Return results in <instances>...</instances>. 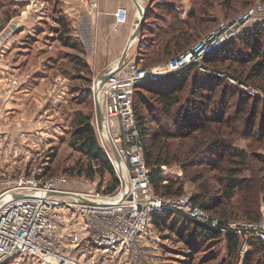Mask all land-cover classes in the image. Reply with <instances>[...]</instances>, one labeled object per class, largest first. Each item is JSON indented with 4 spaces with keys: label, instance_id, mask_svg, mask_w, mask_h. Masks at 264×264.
Segmentation results:
<instances>
[{
    "label": "rangeland",
    "instance_id": "1",
    "mask_svg": "<svg viewBox=\"0 0 264 264\" xmlns=\"http://www.w3.org/2000/svg\"><path fill=\"white\" fill-rule=\"evenodd\" d=\"M177 1L181 0L171 2ZM200 1L197 0L198 3ZM220 1L222 0H212L206 7L211 16L220 18L218 21L232 20L258 4L264 5L262 0H248L251 6L245 9L244 0H236L238 2L233 1L231 7L225 9L220 6ZM194 2L195 0H188V5L191 7ZM90 5L91 3L89 7ZM87 12L81 17L80 23V18L70 21L67 16L62 15V9L54 0H0V178H13L34 172L40 175V179L64 174L71 179H79L80 184L75 187L83 191L105 194L109 189L113 178L106 171L103 175L96 173L93 179L86 177L84 173L78 174V162L84 165L89 159L70 144L79 113L89 116V121L91 117L92 122L94 120L93 80L114 65L101 72L90 69L87 59L96 51L95 34L91 30L93 19L89 16L87 18ZM159 12L162 17L166 16V11ZM61 16L65 17L64 23L58 21ZM160 18L152 16L155 23L160 22ZM263 18L264 10L259 14V20L248 24L244 30L252 28ZM81 33L83 34L79 36ZM240 33L241 31L236 35ZM64 40L75 42L78 47L66 45ZM81 62L88 64V71L81 68ZM253 64V61L239 64L227 58L205 66L223 74L218 76L221 84L215 87L213 100L220 99L221 95L227 96L226 115H244L241 107L249 106L253 97H259L260 101L256 103L258 115L254 121V126L257 127L264 112V68L252 72ZM174 79L171 77L164 81L168 83ZM78 86L89 91L83 93ZM188 89L187 83L182 91L183 97L188 94ZM146 96L155 101L154 95ZM236 124V130L225 127V138L231 139L235 148L244 150L249 155L256 152L264 159V140L249 135L247 127L241 121ZM194 134L196 132L190 136L167 138L170 155L181 161L187 160ZM210 150L202 146V149L195 152L193 158L196 159L187 170L178 161L173 160L167 164V169L164 170L166 178L159 182L157 193L162 195V185L176 180L178 183L173 185L172 190L181 183V195L191 197L195 193H205L204 189L207 188V196L217 194L218 173L215 168L202 162ZM250 162L259 176L264 174V164L256 162L253 157ZM73 166L75 171L72 173ZM44 168L48 171L47 175H44ZM244 174H250V171L246 170ZM198 175L202 179L194 180ZM260 209L264 213L263 198L260 199ZM158 231L160 251L158 259L150 260V264H242L244 254L239 251L237 256H229L224 241L210 248L212 243L205 245L204 242H192L191 239L186 243L168 229ZM263 255V251L257 252L253 264H258L256 259Z\"/></svg>",
    "mask_w": 264,
    "mask_h": 264
},
{
    "label": "built area",
    "instance_id": "2",
    "mask_svg": "<svg viewBox=\"0 0 264 264\" xmlns=\"http://www.w3.org/2000/svg\"><path fill=\"white\" fill-rule=\"evenodd\" d=\"M90 7L87 18L93 19L96 2ZM263 10L264 5L258 4L232 20L218 21L159 68H143L127 51L124 63L110 67L105 81L100 83L95 78L94 91L102 119L98 122L94 117L93 124L117 175V187L105 194L83 191L75 187L80 184L79 179L64 174L40 179L34 172L0 178V264H150V260L158 259L160 251V232L152 217L161 211L219 229L222 234L242 235V255L248 249V239L264 246V217L259 221L220 224L217 217L194 204L190 196H162L156 192L133 106L134 89L145 80L193 64L202 72L222 76L205 66L203 58L258 21ZM114 16L116 23H123L128 9L120 6ZM160 169L164 172L167 167L160 165Z\"/></svg>",
    "mask_w": 264,
    "mask_h": 264
},
{
    "label": "trees",
    "instance_id": "3",
    "mask_svg": "<svg viewBox=\"0 0 264 264\" xmlns=\"http://www.w3.org/2000/svg\"><path fill=\"white\" fill-rule=\"evenodd\" d=\"M233 1L238 2L239 0H222L220 6L229 9ZM262 1L264 2V0ZM211 2L212 0H201L198 3L195 0L184 18L179 16L173 5H165L164 8L168 14L171 13L172 21L162 37L165 38L161 55L159 54L156 58L152 57L148 63L144 62L142 67L146 68L153 63L161 62L160 60L166 62L189 47L196 41V38L199 39L211 30L220 19L217 18L218 16H211L206 9ZM244 5L245 9H248L251 3L244 0ZM63 19L64 17L61 16L58 21L64 23ZM64 43L74 48L78 47L75 42L69 40H64ZM227 58L235 60L239 64L253 61L252 72L261 71L264 68V19L255 23L252 28L245 29L240 34L233 36L220 49L203 58L202 63L206 65ZM80 64L81 68L88 71L89 66L86 62ZM232 75L241 80L238 76ZM171 77L175 79L165 83L164 79ZM220 81L221 78L214 73L202 72L196 64H193L160 75L155 79L145 80L135 87L133 106L144 147V158L146 164L152 168L151 181L157 192L159 191V182L166 178L160 165H167L174 160L180 162L184 170H187L196 159L193 158L195 152L202 149V146L211 149L202 162L206 166L216 169L219 175H217L218 193L207 196L209 193L207 188L204 189L205 193L192 195L191 201L211 215L217 216L220 224L238 219L259 221L262 216L264 217V213L260 209V199H264V174L259 176L256 173L250 158L253 157L256 162L262 164H264V159L256 152L249 155L244 150L235 148L232 140L225 138V127L236 130V122L240 123L241 121L247 127L246 132L249 135L262 141L264 140V112L262 113L263 118L258 123L259 126L255 127L254 121L258 115L256 103L260 101L256 96L252 98L253 102L249 106L243 105L241 109L239 107L241 112H245L244 115H226L225 100L227 96L221 95L220 99L213 100L215 87L221 84ZM187 83L189 84L188 94L183 97L182 91L185 90ZM78 87L83 93L89 91L87 88L84 90L83 87ZM238 90L240 91V89ZM145 92L146 95H154L156 102L151 101ZM92 118L89 121V116L79 113L76 127L73 130V140L70 144L89 159L88 163L84 165L78 162L76 166L78 174L84 173L86 177L93 179L96 173L99 175H103L105 171L110 173L113 181L106 193H111L118 185V178L97 139ZM194 132L196 134L193 137L189 158L181 161L177 157H172L170 145L166 139L190 136ZM45 169L43 170L44 175H47L48 171ZM246 170L250 171V174H244ZM71 171L72 173L75 171V166ZM201 177L198 175L194 180ZM175 183L178 182L170 180L164 183L162 195H181L183 190L181 183L172 190ZM152 219L160 231L168 229L186 243L191 239L192 242H204L205 245L212 243L210 248H213L224 241L229 256H237L240 251L242 235L222 234L219 229H210L169 211L156 212ZM260 251H263L264 254V246L261 242L248 239V249L243 255L242 264H253L254 255ZM256 261L258 264H264V255L257 258Z\"/></svg>",
    "mask_w": 264,
    "mask_h": 264
},
{
    "label": "crops",
    "instance_id": "4",
    "mask_svg": "<svg viewBox=\"0 0 264 264\" xmlns=\"http://www.w3.org/2000/svg\"><path fill=\"white\" fill-rule=\"evenodd\" d=\"M62 9V15L67 16L70 21L78 20L85 16L89 10V4L96 2L97 7L93 8L95 17L92 20V32L95 34V51L87 59L90 69L101 72L106 67L115 64L120 58L128 40L134 30V23L137 14V6L134 0H54ZM146 13L137 38L129 48L128 55L133 56L137 63L143 66L152 57H158L162 51V38L165 30L170 25L171 13L168 14L165 5H173L179 16L184 18L190 6L188 0L171 2L172 0H137ZM175 1V0H174ZM173 3V4H172ZM163 5V6H162ZM125 6L128 9V18L123 23H116L114 13L118 7ZM162 11V12H159ZM166 11V16L162 14ZM61 13V12H60ZM161 17V22L152 20V16ZM63 16V17H64ZM65 18V17H64ZM116 28V29H114ZM153 63L146 68H159L165 61ZM1 190V186H0Z\"/></svg>",
    "mask_w": 264,
    "mask_h": 264
},
{
    "label": "water",
    "instance_id": "5",
    "mask_svg": "<svg viewBox=\"0 0 264 264\" xmlns=\"http://www.w3.org/2000/svg\"><path fill=\"white\" fill-rule=\"evenodd\" d=\"M134 2L136 4V6H137V14H136L135 23H134L135 24L134 25V30H133L132 35H131L130 39L128 40V42H127V44H126V46H125L120 58L117 61L118 66H120V65H122L124 63V61L126 59L127 50L129 48L131 42L135 38H137V36L139 34V31H140V29L142 27V23H143L144 16H145V13H146L145 8L141 7L137 0H134ZM12 27L15 29L14 25ZM109 74H110V72L103 73L98 78L99 82L101 83V82L105 81L108 78ZM94 102H95L94 103L95 104V117H96L97 121L100 122L101 119H102V111H101L100 104H99L98 100L96 99V95H94ZM113 152H114L116 160L119 161L120 158H119V155H118V153H117V151H116L114 146H113Z\"/></svg>",
    "mask_w": 264,
    "mask_h": 264
},
{
    "label": "bare ground",
    "instance_id": "6",
    "mask_svg": "<svg viewBox=\"0 0 264 264\" xmlns=\"http://www.w3.org/2000/svg\"><path fill=\"white\" fill-rule=\"evenodd\" d=\"M116 63H117V62H116ZM116 63H115V64H116ZM97 97H98L99 101H102V97H101V94H100L99 91H97Z\"/></svg>",
    "mask_w": 264,
    "mask_h": 264
}]
</instances>
